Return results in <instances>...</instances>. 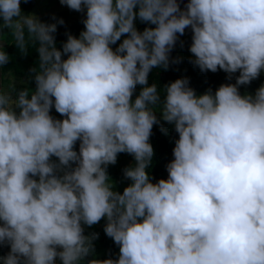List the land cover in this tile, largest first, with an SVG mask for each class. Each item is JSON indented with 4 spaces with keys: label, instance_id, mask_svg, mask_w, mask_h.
Wrapping results in <instances>:
<instances>
[{
    "label": "clouds",
    "instance_id": "obj_1",
    "mask_svg": "<svg viewBox=\"0 0 264 264\" xmlns=\"http://www.w3.org/2000/svg\"><path fill=\"white\" fill-rule=\"evenodd\" d=\"M59 2L86 13L62 50L63 20L46 24L23 14L22 0H0V36L7 29L21 55L29 41L38 54L21 81L35 90L0 89V246L10 248L0 262L264 264V84L239 91L264 72V0ZM137 18L154 27L138 31ZM189 28L195 67L239 75L201 95L176 79L162 99L149 73L169 68ZM9 62L0 43V69ZM161 121L178 139L167 178L153 183L149 141L154 125L166 134ZM120 153L135 161L122 194L107 172ZM102 219L118 257L86 260L99 237L83 226Z\"/></svg>",
    "mask_w": 264,
    "mask_h": 264
},
{
    "label": "trees",
    "instance_id": "obj_2",
    "mask_svg": "<svg viewBox=\"0 0 264 264\" xmlns=\"http://www.w3.org/2000/svg\"><path fill=\"white\" fill-rule=\"evenodd\" d=\"M55 1V0H51ZM40 0H29L28 3H21L22 13L27 15L33 13L34 9L39 4ZM183 9V8H182ZM55 19L43 18L40 20L46 24L57 23L59 20H63V24L57 23V32L55 33L58 49L62 50V45L67 40V34L79 37L81 31L84 30L82 23L86 18V13L76 12L70 9L60 11L55 14ZM135 27L138 31H143L146 27H154V25H148L141 22L138 18L135 21ZM192 32L191 29H186L183 36H179L174 49L170 53V64L167 70L163 68H154L149 73V85L156 83L158 89H160L161 98L163 99V88L170 82L180 78H188L189 86L193 88L197 95L204 94L208 89H212L213 92L222 84H235L236 77L239 72L232 74V79L229 80L228 74L224 71L218 70L215 73L210 71L201 72L198 67H195L190 60L194 59L189 52L191 45ZM118 41L113 48L118 47ZM27 39V37H26ZM0 43L4 44V50L10 57V62L2 69H0V78L5 79V76L11 75L17 77L20 81L28 80L29 70L35 65L38 60V54L36 53V45L31 41L28 42V54L21 55L19 50L12 44L14 40L11 34H8V30L5 29L3 36H0ZM66 58V57H64ZM175 61V62H173ZM38 64V61H37ZM18 83L16 86L9 85L5 80L4 83L8 85L9 92H13L18 87L28 86L30 89L35 90V83L28 82L27 85ZM264 84V72H261L259 78L253 80L249 85L239 86L240 93L243 94H255V91ZM142 86H137L135 95L139 94ZM50 115L55 119H63L53 108ZM158 119L160 118L159 112H157ZM165 132L161 131V125H154L152 129V135L150 137V143L154 149V156L150 168L148 169L152 182L155 183L160 179L167 178L166 165L173 159V148L175 146V140L178 139V134L174 130V126L166 122L161 121ZM79 150V142H77L75 149ZM56 161V158H52ZM135 164L134 158L127 153H120L117 157L115 165H109L107 172L110 178L109 183H114V190L119 191L121 194L125 187H127L130 181L126 180L123 176V169L133 166ZM106 220L102 219L98 224L91 227L84 226V234L89 235L91 233H97L98 239L94 241L95 252L93 255L86 258L88 259H116L119 254V247L113 242V240L107 237L104 233V226ZM10 251L7 245L0 246V257L6 256ZM2 264V262L0 263ZM61 264V262H60ZM86 264V262H85Z\"/></svg>",
    "mask_w": 264,
    "mask_h": 264
},
{
    "label": "rangeland",
    "instance_id": "obj_3",
    "mask_svg": "<svg viewBox=\"0 0 264 264\" xmlns=\"http://www.w3.org/2000/svg\"><path fill=\"white\" fill-rule=\"evenodd\" d=\"M187 2L188 0H183V2H181L180 4L181 8H183L184 4H186ZM66 9L69 8L67 6L61 5L59 0H40L39 4L31 14H34L36 17L39 18V20H42L43 18H52L55 16L56 13ZM4 80L11 86L18 85L20 81L17 77L11 75L5 76ZM4 80L0 78V89H2L4 92H9L8 85L4 83ZM55 264H60L59 259L55 261Z\"/></svg>",
    "mask_w": 264,
    "mask_h": 264
}]
</instances>
